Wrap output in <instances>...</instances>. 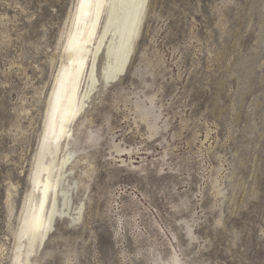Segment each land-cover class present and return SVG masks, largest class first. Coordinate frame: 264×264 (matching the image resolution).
<instances>
[{"label": "rangeland", "instance_id": "obj_1", "mask_svg": "<svg viewBox=\"0 0 264 264\" xmlns=\"http://www.w3.org/2000/svg\"><path fill=\"white\" fill-rule=\"evenodd\" d=\"M73 3L0 0V264L17 254ZM141 36L76 148L84 219L59 218L37 264H264V0H151Z\"/></svg>", "mask_w": 264, "mask_h": 264}, {"label": "bare ground", "instance_id": "obj_2", "mask_svg": "<svg viewBox=\"0 0 264 264\" xmlns=\"http://www.w3.org/2000/svg\"><path fill=\"white\" fill-rule=\"evenodd\" d=\"M150 3L151 0H74L60 38L61 63L53 76L38 164L30 178L32 192L18 218L14 264H37L38 252L50 241L59 218L71 225L82 223L86 203L83 198L74 203L81 184L74 171L82 162L78 153L86 150L76 148L94 100L104 94L103 89L117 85L126 76ZM136 108L143 111L144 121L150 118L145 107L138 104ZM151 129L156 132L157 126ZM86 139L98 144L102 136L88 131ZM110 148L117 154L133 152L115 142Z\"/></svg>", "mask_w": 264, "mask_h": 264}]
</instances>
